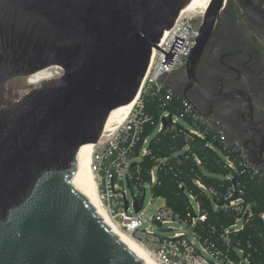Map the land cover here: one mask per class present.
<instances>
[{
  "label": "water",
  "instance_id": "obj_1",
  "mask_svg": "<svg viewBox=\"0 0 264 264\" xmlns=\"http://www.w3.org/2000/svg\"><path fill=\"white\" fill-rule=\"evenodd\" d=\"M190 1L0 0V264H145L97 212L74 160L137 97ZM221 2L209 0L204 21Z\"/></svg>",
  "mask_w": 264,
  "mask_h": 264
},
{
  "label": "built area",
  "instance_id": "obj_2",
  "mask_svg": "<svg viewBox=\"0 0 264 264\" xmlns=\"http://www.w3.org/2000/svg\"><path fill=\"white\" fill-rule=\"evenodd\" d=\"M184 10V9H183ZM181 11L174 21V24L162 34L156 47H153L150 62L145 77L140 85L135 103L128 114L120 121H113L105 127L102 136L93 143L91 153L92 172L96 180L97 195L100 198L101 206L115 226L144 247L150 259L159 264H250L251 252L244 246L232 243L228 234L242 229L243 224L251 217L249 204L241 205L242 197L232 198V192L227 194L229 199L227 206L239 211V215L233 225L225 228L219 234L205 236L197 228L206 219L205 213L200 214L197 206H193L196 212L190 220H182L165 204L158 207L151 217L158 220L163 228L173 222H179L182 226L172 236L161 238L148 227L141 229L146 221L142 216L144 201L139 211L134 209V197L141 198L145 190L156 182L155 167L150 169V181L140 182L138 163L144 156H148V142L150 134L163 130L162 118H171L170 123L177 124L183 121L189 130L201 136V132L189 124V120L200 123L204 126L214 127L221 141L227 136L217 122H211L190 106L188 101L181 98L180 113L171 112V102L174 92L167 83V77L171 72L179 69L186 63L187 56L197 44L199 34L198 26L194 23L195 16L190 12ZM153 100L163 111L155 123L152 114L146 110L147 101ZM148 124L154 126L153 130L145 135ZM239 149L235 160L241 171L257 177L264 184V171L258 166L250 163L235 142V146L222 155L224 167L236 171L235 160L228 155L230 152ZM135 164L132 166V163ZM233 179V176L230 175ZM129 183V186H128ZM240 192V191H239ZM131 196V198L128 196ZM248 217L243 222V216ZM261 218L264 222V213ZM239 220V221H238ZM237 222H241L239 225ZM151 224H153L151 222ZM155 225V224H153ZM197 227V228H196ZM172 230H176L169 227ZM212 232V233H213ZM183 237L175 240L172 237ZM197 244V245H195ZM236 245V246H235Z\"/></svg>",
  "mask_w": 264,
  "mask_h": 264
},
{
  "label": "trees",
  "instance_id": "obj_3",
  "mask_svg": "<svg viewBox=\"0 0 264 264\" xmlns=\"http://www.w3.org/2000/svg\"><path fill=\"white\" fill-rule=\"evenodd\" d=\"M181 98L174 94L172 113L181 112ZM146 110L152 114L155 123L163 111L153 100L147 101ZM189 124L197 128L201 136L191 132L187 125L169 122L149 140V154L138 163L140 182H149L150 169L155 167L157 179L150 185L152 197L162 198L165 206L182 220H190L196 214L192 207L197 206L206 219L196 228L205 236L214 234V229L217 235L235 223L239 211L227 206L229 199H225L233 190L231 199L242 197L241 205L249 204L251 217L242 229L230 231L228 238L251 252L250 264H264V222L260 216L264 213L263 182L248 171H241L235 160L239 149L228 155L235 160L236 171L224 167L222 155L231 150L235 142L228 138L221 141L214 127L191 120ZM153 128L148 124L145 135Z\"/></svg>",
  "mask_w": 264,
  "mask_h": 264
},
{
  "label": "flooded vegetation",
  "instance_id": "obj_4",
  "mask_svg": "<svg viewBox=\"0 0 264 264\" xmlns=\"http://www.w3.org/2000/svg\"><path fill=\"white\" fill-rule=\"evenodd\" d=\"M220 5L205 21V9L197 13L199 32L203 21L210 32L166 81L264 171V0Z\"/></svg>",
  "mask_w": 264,
  "mask_h": 264
},
{
  "label": "bare ground",
  "instance_id": "obj_5",
  "mask_svg": "<svg viewBox=\"0 0 264 264\" xmlns=\"http://www.w3.org/2000/svg\"><path fill=\"white\" fill-rule=\"evenodd\" d=\"M208 2L209 0H191L183 11L190 12L192 14L200 13L206 8V6H208ZM135 100L136 99L131 101L129 104L113 109V112L109 115L105 122V127L111 124L113 121H120L123 119V117H125L130 111V108L135 103ZM93 147L94 145L90 142L84 144V146L75 156L74 163L76 166L77 176L79 180L82 181L86 192L91 198L97 212L102 215L110 229L113 230L114 233L117 234L118 237L124 242V244L129 247L132 252L135 253L145 264H159L149 258L144 247H142L135 238L133 239L124 231L115 228V226L110 221L109 216L107 213H105L103 207L101 206L100 198L97 195L96 180L94 179L92 172L91 153L93 151Z\"/></svg>",
  "mask_w": 264,
  "mask_h": 264
},
{
  "label": "rangeland",
  "instance_id": "obj_6",
  "mask_svg": "<svg viewBox=\"0 0 264 264\" xmlns=\"http://www.w3.org/2000/svg\"><path fill=\"white\" fill-rule=\"evenodd\" d=\"M198 14H194V16L196 17ZM179 124H183L186 125L183 121H179ZM157 131H154L153 133L150 134V139L156 134ZM145 200H144V207L142 210V216L145 218V222L142 224L141 229H145L146 227H148V229L152 232H154L157 235H161L164 237H168V236H172L174 234L175 231L179 230V227L182 226L181 223L179 222H173L171 224L165 225L164 227H172L176 230H172V231H168V232H162L160 231V229H158V227L156 225H153L154 223L151 221V217L152 215L155 213V210L162 206L164 204V200L162 198H154L151 195L150 192V188H146L145 190ZM128 196L131 198V196L128 194ZM194 203V202H193ZM239 221V220H238ZM151 222L153 224H151ZM238 225L241 222H237ZM197 245V244H195ZM198 246V245H197Z\"/></svg>",
  "mask_w": 264,
  "mask_h": 264
}]
</instances>
